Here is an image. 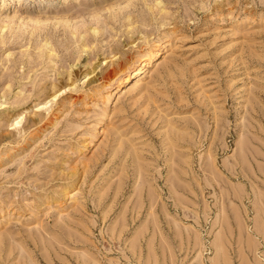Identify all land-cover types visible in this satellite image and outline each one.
<instances>
[{"label":"rangeland","instance_id":"rangeland-1","mask_svg":"<svg viewBox=\"0 0 264 264\" xmlns=\"http://www.w3.org/2000/svg\"><path fill=\"white\" fill-rule=\"evenodd\" d=\"M0 264H264V0H0Z\"/></svg>","mask_w":264,"mask_h":264}]
</instances>
